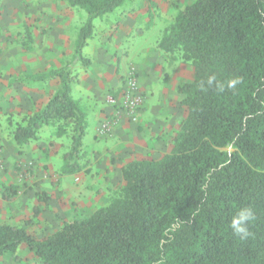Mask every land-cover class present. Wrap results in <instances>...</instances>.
<instances>
[{"label":"trees","instance_id":"trees-1","mask_svg":"<svg viewBox=\"0 0 264 264\" xmlns=\"http://www.w3.org/2000/svg\"><path fill=\"white\" fill-rule=\"evenodd\" d=\"M66 1L87 13L74 45L75 58L87 64L82 50L94 19L125 0ZM158 46L193 68L192 79L176 88L186 116L170 150L123 164L122 183L106 205L50 234L0 224V256L16 257L23 246L43 264H264V0H193L177 11ZM210 74L220 81L239 76L241 83L201 91ZM50 78L58 79L57 89L23 117L13 140L21 151L42 124L61 121L71 139L63 172L78 171L86 113L71 95L77 76L68 65L24 76ZM15 193L9 187L4 195ZM244 206L255 220L252 235L241 239L229 221Z\"/></svg>","mask_w":264,"mask_h":264},{"label":"rangeland","instance_id":"rangeland-1","mask_svg":"<svg viewBox=\"0 0 264 264\" xmlns=\"http://www.w3.org/2000/svg\"><path fill=\"white\" fill-rule=\"evenodd\" d=\"M192 1L125 0L111 12L95 18L92 38L95 41L101 38L95 33L99 30L97 25L102 27L100 31L105 36L111 32V36L116 37L117 32H122L119 47L128 51L132 58L136 50L153 49L177 11ZM86 17L85 10L69 5L66 0H0V89L12 68L19 67L20 58L36 59L34 70L39 64L37 56L45 50L48 56L58 53V64L53 62L54 65H70L76 74L81 75L87 68L88 71H105L106 65L95 62L92 64L95 66L90 67V64H84L74 56L78 30ZM170 55L179 57L178 53ZM132 69L128 68L126 76L130 71L135 73ZM15 79L18 80L19 76H15ZM52 84H48L47 88L54 86ZM3 100L4 97L0 96V224L19 225L35 235L50 234L60 228L63 221L85 218L95 209L106 205L118 186H111L98 198V183H92L93 188L89 190V178L81 171L90 159L92 168L89 169L98 172L97 162L92 160L93 150L103 149L109 143L104 137L95 139V119H89L83 137V149L78 157L83 165L78 171L63 172L64 153L69 151L71 143L69 126L61 121L42 124L38 138L31 141L35 147L44 149L37 156H33L35 151H28L24 147L26 144L20 148L21 151L17 147L13 153L3 151L8 145L5 141L8 138L13 140L12 131L23 120L17 114L7 113ZM30 105L27 115L39 107L36 106L38 100ZM93 105L97 109L100 104L94 102ZM119 106V111L124 112L121 103ZM107 120L110 121L106 118L104 122ZM62 127H66L65 131L61 130ZM46 183L49 189L42 187ZM9 187H15L16 193L11 199H6L4 193L8 194ZM15 254L16 257L10 253L2 254L0 264H43L26 247H18Z\"/></svg>","mask_w":264,"mask_h":264},{"label":"crops","instance_id":"crops-1","mask_svg":"<svg viewBox=\"0 0 264 264\" xmlns=\"http://www.w3.org/2000/svg\"><path fill=\"white\" fill-rule=\"evenodd\" d=\"M97 28L99 30L95 33L101 35V38L95 41L91 34L82 52L88 57L87 64H90V67L95 66L92 64L96 62L106 65L107 69L100 72L99 69L88 71L89 68H87L79 75L70 65L68 67L77 76V81L71 83V95L78 100L86 113V128L89 119H95V139L104 137L109 141L103 149L100 147L93 150L92 160L97 162L98 172L94 173L89 169V167L92 168L90 159L81 170L86 174V178H89L87 181L90 183L87 187L89 190L93 188L92 183L93 185L98 183L97 196L99 198L100 194H105L111 186L121 185L120 168L127 161L148 155L158 158L155 156L160 157L168 149L170 150L171 139L186 116V107L182 103L184 95L176 88L192 79L193 68L179 57L175 58L170 53L163 51L158 46L159 39L153 49L136 50L131 58L128 51H123L119 47L122 32H117L116 37L111 36V32L105 36L100 31L102 27L97 25ZM121 28L123 29V26ZM107 30L106 28L105 32ZM99 36L96 35V37ZM57 55L58 53L55 55L52 53L48 56L45 50L44 53L37 56L39 64L38 68L36 67L34 70L32 68L36 59L33 61L20 58L19 67L12 68L9 78L0 89V96L4 97L7 113L24 117L28 114L30 104L33 105L36 100H38L36 106H39L37 109L43 106L48 97L57 89L58 79L28 81L24 79V76L60 68V65H54L58 64ZM129 67L135 70L138 85L143 94V102L135 119L125 111H119L125 88L124 78H126ZM17 75L19 76L18 80L15 79ZM48 84L54 86L48 89ZM109 94L111 95L109 96ZM94 102L100 104L99 107L97 105V109L93 105ZM106 118H109L110 121L104 122ZM103 124L107 125V128H103ZM5 143L8 144L6 149H1L3 151L10 150L13 153L16 148L14 140L11 141L8 138ZM24 147H27L28 151H35L33 156H37L44 150L39 146L35 147L31 142ZM78 163L80 167L83 165L79 159ZM42 187L49 189L47 183ZM97 196L95 197L97 198Z\"/></svg>","mask_w":264,"mask_h":264},{"label":"clouds","instance_id":"clouds-1","mask_svg":"<svg viewBox=\"0 0 264 264\" xmlns=\"http://www.w3.org/2000/svg\"><path fill=\"white\" fill-rule=\"evenodd\" d=\"M241 83L239 76H234L227 81H220L215 74L207 76L206 81L199 84L201 91L207 90V87H214L218 92H223L225 88L236 89L237 85ZM255 220V213L250 206H244L236 211L229 221V226L233 233L241 239H246L252 233L250 232V224Z\"/></svg>","mask_w":264,"mask_h":264},{"label":"built area","instance_id":"built-area-1","mask_svg":"<svg viewBox=\"0 0 264 264\" xmlns=\"http://www.w3.org/2000/svg\"><path fill=\"white\" fill-rule=\"evenodd\" d=\"M142 102L143 94L140 91L136 74L134 71H130L125 78V88L122 94L121 108L135 119L136 113L141 108ZM102 127L105 128L106 125L103 124Z\"/></svg>","mask_w":264,"mask_h":264}]
</instances>
